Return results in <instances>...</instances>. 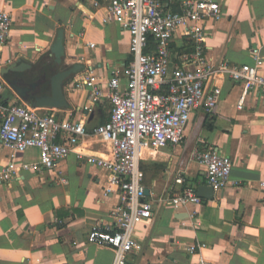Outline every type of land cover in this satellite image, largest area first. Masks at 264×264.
Masks as SVG:
<instances>
[{"label": "crops", "instance_id": "0c3cea01", "mask_svg": "<svg viewBox=\"0 0 264 264\" xmlns=\"http://www.w3.org/2000/svg\"><path fill=\"white\" fill-rule=\"evenodd\" d=\"M93 1L0 0L13 17L2 50L0 100L29 103L7 83L12 73H1L18 58L31 64L25 71L28 83L47 88L57 70L50 47L62 27L64 64L79 62L83 68L63 84L68 106L51 110L59 117L82 119L89 132L108 119L109 100L91 103L89 87H76L74 80L90 69L103 82L114 69H122L132 58L130 36L108 18L106 1L98 0V6ZM182 1L161 0L168 10H179ZM215 1L221 17L204 20L207 56L215 63H253L255 45L264 56V0ZM190 49V41L177 33L169 69L182 64L179 55ZM217 83L221 94L213 113L195 108L180 142L142 154V182L153 215L137 225L128 264H264V100L251 91L237 108L242 85L228 76ZM208 147L231 158L228 185L213 189L212 198L202 197L200 203L174 207L169 198L182 187L196 191L198 185H208L203 164L191 156ZM77 149L104 154L106 144L88 136ZM11 159L21 164L17 175L2 179ZM37 159V148L19 151L0 140V264H111L113 249L88 239L91 226L114 224L110 211L118 197L115 191L105 194L106 170L79 160L74 152L51 169L23 165Z\"/></svg>", "mask_w": 264, "mask_h": 264}, {"label": "built area", "instance_id": "2783aa9c", "mask_svg": "<svg viewBox=\"0 0 264 264\" xmlns=\"http://www.w3.org/2000/svg\"><path fill=\"white\" fill-rule=\"evenodd\" d=\"M104 1L110 13L108 18L129 33L132 58L122 69H114L103 82H97L87 69L74 80V85L89 87L91 103L106 97L111 104L108 119L89 132L82 119L59 117L51 108L24 101L0 100V140L19 151L37 148L38 159L23 164L33 170L51 169L71 152L79 160L105 169V194L115 191L118 197L110 211L114 224L91 226L88 239L113 249L111 264H128L137 225L149 221L153 215V204L146 198L139 165L143 152L180 142L195 108L203 106L206 112L213 113L221 94L218 78L228 76L242 85L237 108L242 107L251 91L264 100V56L260 45L251 47L253 63H229L225 59L215 63L207 56L204 20L221 17V5L215 0H183L179 10L165 9L161 0ZM93 4L98 6L100 2L94 0ZM12 23L11 13L0 6V65ZM177 33L190 41L191 49L182 52L179 55L182 64L170 70V44ZM151 41L154 47L148 50ZM121 75L126 78L124 83ZM88 136L106 144L104 154L77 149ZM191 156L203 164L207 183L214 190L228 185L232 166L228 155L208 147L193 150ZM20 165L11 159L1 178L16 176ZM202 200L189 186L169 198L174 207Z\"/></svg>", "mask_w": 264, "mask_h": 264}, {"label": "water", "instance_id": "95a60500", "mask_svg": "<svg viewBox=\"0 0 264 264\" xmlns=\"http://www.w3.org/2000/svg\"><path fill=\"white\" fill-rule=\"evenodd\" d=\"M51 54L57 64H63L64 59V29L60 27L57 30L55 39L50 47ZM31 67V64L24 59L18 58L3 67L1 73L6 74L11 72L12 75L7 78V83L20 97H25V93L35 89L40 83L31 81L26 84H20L19 81H26L25 71ZM82 63H73L63 69L56 70L49 78L48 86L44 92H41L33 97L29 103L33 106L52 108V107H67L68 103L65 99L63 84L75 73L82 70ZM147 191L145 190V194ZM196 193L200 197L212 198L213 188L211 185L200 184L196 188Z\"/></svg>", "mask_w": 264, "mask_h": 264}, {"label": "flooded vegetation", "instance_id": "af4514ba", "mask_svg": "<svg viewBox=\"0 0 264 264\" xmlns=\"http://www.w3.org/2000/svg\"><path fill=\"white\" fill-rule=\"evenodd\" d=\"M56 67H57V70H60V69L65 68L66 66H64L61 63V64H57ZM19 82H20V84H26V83H28V81L27 82H25V81H19ZM44 91H45V87L42 84L41 85H38V86L35 87V89L26 92L24 99L27 100V101H30L31 99H33V97L35 95H37V94H39L41 92H44Z\"/></svg>", "mask_w": 264, "mask_h": 264}, {"label": "trees", "instance_id": "16d2710c", "mask_svg": "<svg viewBox=\"0 0 264 264\" xmlns=\"http://www.w3.org/2000/svg\"><path fill=\"white\" fill-rule=\"evenodd\" d=\"M153 47H154V45H153V42L151 41L150 44H149V49L148 50H152Z\"/></svg>", "mask_w": 264, "mask_h": 264}, {"label": "rangeland", "instance_id": "374dc122", "mask_svg": "<svg viewBox=\"0 0 264 264\" xmlns=\"http://www.w3.org/2000/svg\"><path fill=\"white\" fill-rule=\"evenodd\" d=\"M18 102H20L21 100H19L18 98L16 99Z\"/></svg>", "mask_w": 264, "mask_h": 264}]
</instances>
